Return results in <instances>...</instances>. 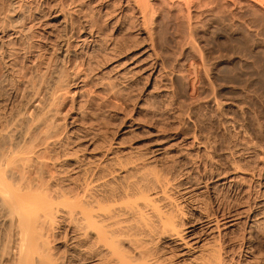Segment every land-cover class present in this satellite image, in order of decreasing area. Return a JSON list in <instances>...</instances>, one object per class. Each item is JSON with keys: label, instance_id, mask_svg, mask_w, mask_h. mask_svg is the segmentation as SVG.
Segmentation results:
<instances>
[{"label": "rangeland", "instance_id": "obj_1", "mask_svg": "<svg viewBox=\"0 0 264 264\" xmlns=\"http://www.w3.org/2000/svg\"><path fill=\"white\" fill-rule=\"evenodd\" d=\"M16 1V12H9L12 0H0V139L9 132L14 139L12 142L21 143L23 140L20 135L23 133L20 132L24 131V127L31 126V132L35 129L34 131H41L43 134L44 127L49 124L50 127L47 128L51 134L47 140L49 142L45 144L50 147L43 144L37 150L47 152V162L58 177L61 174L62 177L76 178L88 169L94 170L98 165L111 169L119 168L120 162L123 165L136 162L140 167L124 172L127 178L122 172L118 183L124 184L129 179L145 183L148 177L154 178L156 172L158 178L163 179L161 181L173 182L169 184V193L180 207L179 210L184 211L190 221L203 215L201 207H192L197 199L201 204L208 202L205 203L208 205L211 201L214 202L212 205L217 206L233 203L234 197H237L236 192L227 194L231 198H226L223 191L213 195L207 190L205 186L213 184L214 178L211 176L216 167L222 169L225 165L223 169H227L230 175L241 174L242 178L247 179L251 177L249 173L233 170L226 163L237 147L240 149L234 151L235 156L239 157L243 165H259L263 173L260 178L264 180V150L256 145L259 139L264 143L263 31L254 35L256 31L241 23V17L236 16L232 20L229 14L225 16L226 11L222 12L218 8L215 9L222 12L220 14H224L223 17L214 10L213 13L210 11L201 14L204 17H193L198 18L196 23L192 19L185 22L184 19L189 18H181L183 15L178 14L181 12H173L177 11V6L174 9L168 5L171 7L168 8L165 3L154 0L157 12L153 18L156 19H153L155 22L151 20L153 24L150 22L149 26L153 27L152 37L154 36L156 42L154 39L153 41L161 58L164 57V65L159 67L161 69L157 70L158 74L156 71V75H150L149 68H146L147 71H138L134 66L137 65L134 63L135 59L128 58L148 41H144V35L138 31L141 30V23L137 25V11L130 3L116 4L118 0H109L98 6L96 2L91 5L94 1L84 0L83 11L76 5L69 4L67 11L70 13L65 14L58 6L59 0ZM19 7L21 8L18 9ZM16 14L24 15L23 22L18 23L19 25L13 23ZM87 15L94 16L92 18L97 20L100 27L94 35L96 42L90 41L93 35L88 32H93L87 24L93 19ZM66 21L74 24V33L71 35H67L69 28H66ZM134 25L138 27L135 28ZM191 27H194L193 32ZM21 30H25V33ZM251 31L255 33L251 34ZM136 40L140 43L137 44ZM112 42H124L131 47L119 53L120 55H115L111 61L104 62L100 54L104 51L101 54L103 57L112 55L113 52H108L109 48H106ZM65 47L68 53L64 56ZM96 58L105 65L96 67L98 61H93ZM49 105L51 109L47 108ZM42 106L46 108L42 109ZM16 115L19 117H15ZM40 137L43 136L40 134ZM208 140L211 141V146L206 144ZM160 174L170 180L160 178ZM195 177L198 181L194 179L192 182ZM190 183L193 184L191 189L187 186ZM257 189H261L262 193L257 190V195L248 198L249 203H254L256 196L258 200H264V181ZM221 197L225 200L222 201ZM173 210L175 211V207ZM258 210L260 208L256 207V211ZM61 220L58 218V228L54 238H51L52 252L54 251L56 257L72 250L70 238L73 231L68 222ZM196 225H199L198 221L195 222ZM243 225L239 223L233 230H224L228 231L225 234L228 245L238 247L237 244L242 243L243 238L246 239L252 234L251 243L246 244L252 246L253 250L243 247L240 258L237 257L230 264H261L259 261L264 258V232L255 227V232L251 230L249 234V229L245 230ZM8 229V222L1 219L0 264H12L14 261V255H6L4 249V243L8 242ZM153 240L152 245L156 248H164L160 251L161 254L163 252L167 257L172 256V251L165 247L168 245L165 239ZM218 240V233H214L206 236L203 242L213 244ZM10 244L14 252V243L10 241ZM192 257L173 255L172 264H192Z\"/></svg>", "mask_w": 264, "mask_h": 264}, {"label": "bare ground", "instance_id": "obj_2", "mask_svg": "<svg viewBox=\"0 0 264 264\" xmlns=\"http://www.w3.org/2000/svg\"><path fill=\"white\" fill-rule=\"evenodd\" d=\"M59 1H60V5L58 4L57 5L61 10L65 11L64 12L65 14H68L69 12L67 11V7L69 4H73L81 8L80 11L84 10V5H85V4L83 5L84 0H68V1L59 0ZM59 1L57 3H59ZM91 1H94V3L91 5L97 3L98 6L102 5L105 2H109V0H91ZM115 1L116 0H112V2ZM159 1L165 3V5L167 6L168 5L172 6L174 9L175 6H177V8L175 9L177 11H173V12H181L182 14L178 13L180 15H183L181 16V18H186V19L189 18V20L184 19L185 22L186 21L190 22L191 21L190 19H192L194 20V23H196L198 21L196 19L204 17L201 14L204 15V12L209 13L210 11H212L213 13V11L216 10L215 8H218L220 11L222 10V12L226 11L227 15L226 13H224L225 16L230 15L232 20H234L236 16L241 17L240 18L241 23L246 24V26H248L249 29L251 28L253 31H256V33L253 32L255 33L254 35H257V32L260 33V31L264 32V0H159ZM15 2L17 1L12 0V2L10 3V8L8 10L9 12H16L17 6L15 5ZM121 2L123 4L130 3L131 5H133V8L136 9L137 15L135 17L138 20V22L136 23H138L137 25L141 23V25H139L141 30L138 31H140L141 35H144L142 37L144 41L148 40L146 45L142 46L138 51L132 53V55L128 58L135 59L134 63L137 65L134 66H136L138 71L149 68L150 73L148 72L147 73L150 75L151 73L155 74L157 70L161 69L159 67L164 65L163 64L164 62L162 61L163 60L162 58L164 57L161 58L159 52L157 51L155 44L156 39L153 38L154 36L152 37V35H154V32L151 31L153 30L152 29L153 27L152 25H151L152 28L149 26L151 20L156 19L153 18L154 14L157 12V7L154 3V0H118L116 1V4H119ZM20 8L21 7H19L18 9ZM168 8L171 7L168 6ZM219 10H216L217 11L216 14L219 13ZM168 11L171 10L168 9ZM220 13L219 16L221 15ZM198 15L199 16L201 15V17H199ZM223 15H221V17H223ZM178 16L176 17L180 19ZM88 17L92 18L94 16H88ZM193 17H198V18H193ZM230 17H228V19ZM238 17L236 19H238ZM23 19H24V15L22 16L21 14H16L14 15L13 23L16 24L20 22L22 23ZM92 19H93L92 22H89L90 20L87 21L89 22V24H87V27H89L90 31L92 30L93 34L91 32L88 33L89 35H93V38L90 41L96 42L97 39H95L94 35L95 32L97 31L96 29L100 27H98L99 25L97 20H95L94 18ZM235 22L236 21H234V23ZM151 23L153 24V22ZM231 24H233V22ZM65 25L66 28L67 26L69 28L67 35H71V33L73 32V25H74L73 22L71 23L66 21ZM137 25H134L135 28L138 27ZM183 25L186 24L183 23ZM190 25L192 26V23H190ZM192 28L194 27H191L192 30L191 32H193L194 30ZM185 29L184 31L189 30V29L186 30ZM24 31L25 30H23L22 32ZM253 33L251 31V34ZM190 34L189 35L187 34V36L193 37ZM183 35H185V33ZM153 39L155 42L153 41ZM138 40H136L137 44L140 43L138 42ZM130 47H131L130 45L127 44L125 45L124 42L119 44L112 42L110 46L106 47L109 48L107 49L109 50L108 52L110 51L113 52L111 53L112 55H104L103 57L101 54L104 51H102L101 49L100 51L102 52L100 56L104 58L103 60L104 62L108 60L111 61L112 59H114L115 55L122 53L124 50L125 51L129 50ZM65 51L66 52L63 54L64 56L68 53L66 47H65ZM94 60H97V58L93 59V61ZM148 60L151 61L148 62ZM97 61H98L96 62L97 66L95 65V63H93L96 67L98 66L101 67L102 64L104 63L103 61L101 62H99V60ZM121 63H123V61ZM112 66L114 65L112 64ZM204 66L206 67V65ZM63 69L64 68H62V70ZM137 69L135 70L137 71ZM36 71L38 72V70ZM105 71L103 70V72ZM158 73L159 72L157 71L156 74ZM59 74L61 75V73ZM60 75L59 77H61ZM42 78L44 77L42 76ZM55 93H57V91ZM44 108L46 107L42 106V109ZM47 108H50V105L49 107L47 106ZM23 115L25 114H22V116ZM15 117H19V116L16 115ZM39 117H41V115H39ZM33 119L32 121H34ZM13 125L16 126V124ZM47 127H50V125L48 124ZM47 127L44 128L48 129ZM11 128L12 127L10 126V129ZM24 128L26 130L23 129L24 131L22 130L23 132H20L21 134L23 133L22 135H20L22 136V140H23V142L21 143L18 142L19 139L18 140L15 139V141H17L18 143L12 142V140L14 139L10 137L11 134H9V132L4 134L0 139V217L3 221H7L9 224V229L7 232L8 242L4 243L6 244L4 249L6 255L9 256L10 254L14 255V261L12 264H82L86 262L89 264H172L173 262L171 257L173 255L183 256V257L184 256L192 257L194 255V257L191 258L193 260L190 259L191 261H193L192 264H230L232 262H235V259H237V257L238 259L240 258L239 255L243 247H247L249 248V250H253L252 246L246 244L249 242L251 243L252 234L249 235V237H246V239L243 238L242 239L243 242L237 244L239 245L238 247H235V245H230L229 247L228 240L226 239L225 236V234H227L228 231H224L225 229L233 230L239 223H243L244 229L245 230L246 228L249 229V234L251 230L255 229V227L256 229L261 228V231L264 232V225H262L264 223V200L262 199L258 200L257 196H256L257 199L254 198V203L253 202L249 203L250 199L248 200V198H250L253 195L255 196V194L259 193V191L261 190V189L260 190L257 189V187L261 186L262 181H264L261 180L260 178L262 169L258 167L259 165L255 166L256 164H252L251 166L249 165L250 163L248 162H247L248 164L243 165L242 164L243 162L241 163L239 157L235 156L236 153L234 151L238 147L234 149L232 153L230 150L231 155L228 154L230 155V157L226 155V157H229L228 159L226 158L227 159L226 163L233 170L241 173H249L251 177L247 179L244 177L242 178L241 174L240 176H238L237 174L230 175L227 169H223L225 165L223 166L221 165L223 167L222 169L221 167L220 168L216 167V169L213 170V175L211 176L212 178H214L213 184L209 185L206 183L207 185L205 187H207V190L213 195L217 193L219 194L220 192L223 191L225 197L227 196V194H230L231 192H236L235 195L237 194V197L235 198L234 197L235 195L231 194V196L234 195L233 197L235 199L233 203L225 205L227 203L224 202L225 203L224 205L223 204L220 205L218 204L220 203L219 201L217 203L218 204L217 206L212 205L214 202L211 203V201L209 202L208 205L205 204L208 202H204V204L203 203L201 204L200 202L197 201L198 199L195 198V200L196 199L197 200L193 202L194 204H192V207L195 209L201 207L200 209H202L203 215L196 218L194 221H190L186 213H184V211L182 210H179L180 207L177 206L175 200L173 199V196L170 195L169 193V189L171 188L169 184H171L172 181L169 182L168 180L167 182L165 180H164L165 182L161 181L163 179H159L158 178L159 176L156 175V172H154V175L156 177L154 176V178H152L153 176L152 177L150 176V178L152 179L148 177L149 180L147 179L146 180L147 182L145 181V183L143 182L141 183V181H139L140 183L139 182L137 183V181H135L136 179L134 180L129 179L130 181L128 180L126 183L121 184L118 183V180L121 179L120 176L122 172L124 174V172L139 166V164L135 162L134 164L131 165L128 164L123 165V163L120 162L119 168L114 167L110 169L107 166L98 165L95 166L96 168H94V170H89V169L88 171L85 170L86 172L83 175L79 176L80 175L79 174L77 175L78 177L76 178L62 177L61 174L58 177L56 173L51 171V167L47 162V158H49V156H47L46 154L47 152L45 153L44 151L37 150L38 146L40 147V145L42 146L43 144L49 142L47 141L50 139L49 134H51L49 132V129L48 130L43 129L44 132L42 134L40 130H38L40 131V133L34 131L35 129L31 132L32 129L31 126ZM14 130L13 132L12 131L11 132L14 133ZM5 132L6 130L4 131V133ZM45 132H47V134ZM40 134L43 137L39 138ZM52 136L53 135H51V137ZM209 140L207 142H209ZM207 142H206L207 145L211 144L210 143L211 141L209 143ZM256 143L254 144L259 145L260 148L264 150V143L260 139ZM48 147H50V145ZM234 147L235 146H233V148ZM203 162H205V160ZM195 164L197 165V163ZM202 164L205 166L204 163ZM208 164L211 165V163ZM199 166L202 167V165L200 164ZM206 167L208 169L207 165L205 166V168ZM160 176H161L160 178H164L163 175L160 174ZM127 177L128 176H126V178ZM123 178L122 180L125 181V179ZM165 178L168 177L166 176ZM196 178L197 177L192 178V182ZM186 183H189V181ZM192 185L193 184L190 183L187 186H189L191 189ZM257 190L259 191L257 192ZM215 199H217V197ZM222 199L223 198L221 197V200ZM224 200L225 199H223L222 201ZM173 207H175V211L173 210ZM256 207H259L260 210L256 211ZM176 208L178 209L177 211ZM58 218L68 222L70 229H72L73 231L72 232L73 234L70 238L72 250H70L68 253H65L63 255L60 253L62 255L61 257H56L54 255V251L52 252L53 245L51 246V244H53L51 243V241L54 238L55 230H57L56 228H58L57 227ZM196 221H198L199 223L198 226L197 225L195 226ZM214 233H218L219 236L218 242L216 241L217 243L214 242L213 244H211L209 242H205V241L203 242L206 236ZM154 238L166 240L165 242H167L168 245H166L165 247H167L166 249L172 251V256L170 255L171 257L165 256L163 252L162 254L160 253V251H163L164 248L158 247L159 248L158 249L156 248V246L152 245V241H154L153 240ZM230 240H233V238H231ZM10 241L14 243L13 245L14 252L12 250V246H11L12 244H10ZM246 250L247 249H245V251ZM197 252H199L198 255H196ZM258 257L261 258V256ZM263 259L262 261H264ZM262 261H259V263L261 262L262 264Z\"/></svg>", "mask_w": 264, "mask_h": 264}]
</instances>
